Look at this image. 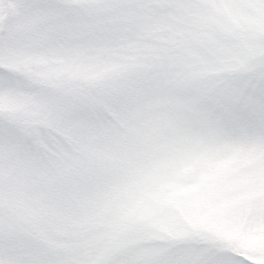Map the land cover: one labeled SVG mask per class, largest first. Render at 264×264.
<instances>
[{"label":"snow or ice","instance_id":"1","mask_svg":"<svg viewBox=\"0 0 264 264\" xmlns=\"http://www.w3.org/2000/svg\"><path fill=\"white\" fill-rule=\"evenodd\" d=\"M0 264H264V0H0Z\"/></svg>","mask_w":264,"mask_h":264}]
</instances>
